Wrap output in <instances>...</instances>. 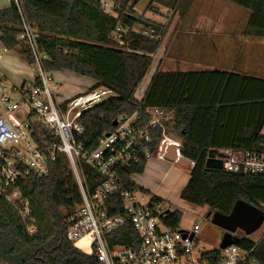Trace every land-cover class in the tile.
<instances>
[{
	"label": "trees",
	"instance_id": "trees-1",
	"mask_svg": "<svg viewBox=\"0 0 264 264\" xmlns=\"http://www.w3.org/2000/svg\"><path fill=\"white\" fill-rule=\"evenodd\" d=\"M101 1L20 0L21 16L9 3L0 10V44L6 51L19 47L26 64L33 65L29 47L19 40L23 19L36 35L38 50L47 57L48 72L88 78L95 87L114 93V97L82 113L79 123L84 134L77 142L83 145L84 153L92 151L98 139L113 130L117 118L142 115L147 107L159 108L168 119L161 128L149 131L151 143L146 150L154 153L163 131L181 142L180 154L192 165L179 193L180 200L207 209L206 218L209 213L228 215L238 200L264 213L263 176L205 169L210 150L264 152V138L260 136L264 125V79L218 70H156L145 96L138 101L136 91L161 45L162 29L135 17L132 6L127 8L129 0H108V13L103 12ZM223 1L248 13L246 37L264 40V0ZM117 28L125 32L115 36ZM148 30L153 32L151 37L144 34ZM147 121L148 117L143 116V123ZM147 161L141 153L135 162L117 171L124 187L145 192L132 177L143 173ZM81 168L88 188H95L100 176L84 164ZM20 187L30 202L36 231L28 234L17 212L0 199V262L95 264L93 256L82 253L64 238L66 218L81 204L65 157L57 156L48 178H30ZM154 201L162 203L155 195ZM119 212L118 207L111 211L113 215ZM180 217L178 211H173L165 222L176 227ZM125 227L134 239L132 229H122ZM236 238V247L251 250V257L264 264V234L258 241ZM119 244L128 245L129 241L122 237Z\"/></svg>",
	"mask_w": 264,
	"mask_h": 264
},
{
	"label": "built area",
	"instance_id": "built-area-1",
	"mask_svg": "<svg viewBox=\"0 0 264 264\" xmlns=\"http://www.w3.org/2000/svg\"><path fill=\"white\" fill-rule=\"evenodd\" d=\"M6 1L22 15L20 0ZM101 7L108 13V0H102ZM21 24L19 40L29 47L34 62L30 66L32 80L8 87L0 78V199L17 212L27 225V233L34 234L36 225L20 185L30 178H48L51 165L63 155L81 197V204L66 218L64 238L93 256L95 264H259L251 257V250L234 244L225 249L219 244L212 250L198 248V225L184 231L167 224L170 211L155 202L152 193L124 187L117 171L135 162L141 153L146 159L152 157L146 150L151 143L149 131L161 128L168 119L161 109L147 107L142 115L117 118L113 130L103 134L92 151L83 152V145L77 142L84 134L79 123L82 113L115 95L106 88L94 87L60 100L59 84L45 69L47 57L38 50L36 35L23 19ZM122 32L117 28L115 36ZM152 33L144 32L149 37ZM147 87H138V101ZM143 116L148 117L145 123ZM170 146L175 149L176 160L182 157L181 142L163 131L154 154L164 160ZM219 152L226 156L222 158L223 170L264 177V152ZM81 164L100 176L95 188H88ZM117 207L120 212L113 215L111 211ZM124 226L132 229L134 239ZM122 237L128 245L119 244Z\"/></svg>",
	"mask_w": 264,
	"mask_h": 264
},
{
	"label": "rangeland",
	"instance_id": "rangeland-1",
	"mask_svg": "<svg viewBox=\"0 0 264 264\" xmlns=\"http://www.w3.org/2000/svg\"><path fill=\"white\" fill-rule=\"evenodd\" d=\"M110 1L112 0H109V2ZM0 3L6 5V2L3 0H0ZM130 5L132 6V11L135 17H139L145 22L153 23L160 27L163 33L161 45L156 54L153 55L152 65L140 86L148 85L157 64L160 71H162L161 69L164 70L165 67H169L168 70L174 69L176 64L174 63L176 59L174 48L177 45L181 48L179 50L181 59H190L194 57L199 58L202 62H206L207 59L211 60V57L203 55L202 52L194 56H191L189 52H187L193 51L191 48L194 45L193 43H196V41L192 43V37L194 35H199L196 29L199 25L186 23L189 19L207 17L220 21L219 18H226L236 19L238 22H243L248 18V13L245 10L223 0H129L127 2V8ZM223 25V23L219 24V22H217L214 26L217 29L220 27L222 29V27L225 26ZM137 29H140V27ZM183 29L185 33L182 32ZM214 32L216 33L217 31ZM221 33L223 32L220 31V34ZM216 34L217 38L218 33ZM167 45H169V49L166 51ZM182 51L184 53H182ZM57 82L64 98H73L74 95L76 96V94H80V91L83 93L94 88L93 81L84 77H80L77 82ZM5 85L10 87V83H5ZM73 87H76L78 90H75ZM66 93H68V95H64ZM136 95L138 96V94ZM64 98H60V100H63ZM174 139L178 140L176 138ZM158 162V156H156V153H153L152 157L147 161L145 172L142 175H135L133 177L135 183L139 185V187L141 186L140 188H146L150 190L151 193L160 197L162 200L161 204L165 210H169L170 212L178 211L181 214L178 224L180 230L189 231L192 229L193 225L199 226L200 231L197 235L198 248L212 250L218 247L224 232L222 229L212 225L210 220L206 218L207 209L191 207L179 198L180 190L186 181L191 166L183 168L174 166L172 163L168 164L166 162H161L163 164H158ZM263 234L264 223L258 230L248 237L244 236L239 230L234 233V236H244L251 241H258L262 238ZM81 252L84 253L83 251Z\"/></svg>",
	"mask_w": 264,
	"mask_h": 264
},
{
	"label": "crops",
	"instance_id": "crops-1",
	"mask_svg": "<svg viewBox=\"0 0 264 264\" xmlns=\"http://www.w3.org/2000/svg\"><path fill=\"white\" fill-rule=\"evenodd\" d=\"M3 1L6 2V5L4 3H0V10L7 8L9 5V2H7L6 0ZM219 20L220 21L207 17H197L186 21V23L199 25L196 28L199 35H194L191 39L192 43L196 41V43H193L194 45L191 48V50L193 51L187 52H189L191 56L197 55L202 52L203 55L211 57V60L207 59L206 62H202L199 60V58L194 57L190 59H181V54L179 51L181 48L177 45L174 48V52L176 55V59L174 62L176 64L174 66V69L168 70L169 67H165L164 70L161 69L162 71H160L157 64V67L153 71L152 75L156 70L165 73H189L218 70L227 73H236L240 75L264 79V40L252 39L245 36L247 20L243 22H238L236 19L226 18H219ZM217 22H219V24L223 23L225 26L223 25L224 27H222V29L221 27L217 29L214 26ZM214 31H217L216 33H218L217 38V34ZM220 31H222L223 33L220 34ZM182 32L185 33L184 29ZM168 49L169 45L166 46V51ZM182 53L184 52L182 51ZM52 74L53 77L59 82H77L80 78L79 76L68 72H56ZM0 76L6 84L10 83V87H19L32 80V72L30 66L27 65L24 61L22 52L19 47L11 51H6L0 44ZM93 86L95 87V83ZM73 88L75 90H78L76 87ZM64 95H68V93ZM60 98H64L62 91H60ZM66 99H70V97L64 98L63 100ZM260 136L264 138V125L261 130ZM158 160V164H163L164 162L169 164L168 161H165L163 159L158 158ZM172 165L177 166L174 163H172ZM191 165L192 163L190 162L189 166ZM145 170L146 165L143 173L145 172ZM187 179L188 176L186 178V181ZM142 189L151 193L150 190L146 188L142 187Z\"/></svg>",
	"mask_w": 264,
	"mask_h": 264
},
{
	"label": "water",
	"instance_id": "water-1",
	"mask_svg": "<svg viewBox=\"0 0 264 264\" xmlns=\"http://www.w3.org/2000/svg\"><path fill=\"white\" fill-rule=\"evenodd\" d=\"M115 124L116 122L114 121L112 125L115 126ZM174 152V147L170 146L164 155V160L169 163H175L177 166L183 168L190 165V161L183 157L176 160ZM222 158H226L223 153L210 150L205 161V169L221 170ZM207 219L210 220L212 225L223 230L224 233L220 240L219 248L225 249L236 242L237 238L234 236V233L237 230L241 231L246 237L258 230L264 222V213L260 209L238 200L228 215L209 213L207 214ZM0 264L3 263L0 262Z\"/></svg>",
	"mask_w": 264,
	"mask_h": 264
}]
</instances>
